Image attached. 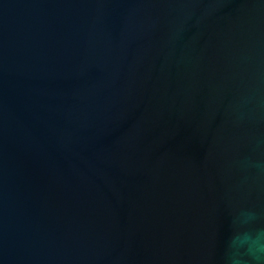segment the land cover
Returning <instances> with one entry per match:
<instances>
[{
  "label": "water",
  "instance_id": "water-1",
  "mask_svg": "<svg viewBox=\"0 0 264 264\" xmlns=\"http://www.w3.org/2000/svg\"><path fill=\"white\" fill-rule=\"evenodd\" d=\"M257 142L264 0H0V264H224Z\"/></svg>",
  "mask_w": 264,
  "mask_h": 264
},
{
  "label": "clouds",
  "instance_id": "clouds-1",
  "mask_svg": "<svg viewBox=\"0 0 264 264\" xmlns=\"http://www.w3.org/2000/svg\"><path fill=\"white\" fill-rule=\"evenodd\" d=\"M261 144L264 142H257V147ZM239 165L264 177V158L248 157ZM224 264H264V219L259 214L234 222L225 245Z\"/></svg>",
  "mask_w": 264,
  "mask_h": 264
}]
</instances>
